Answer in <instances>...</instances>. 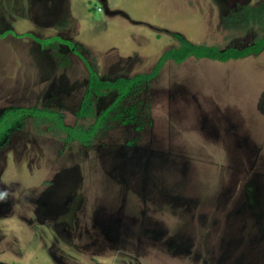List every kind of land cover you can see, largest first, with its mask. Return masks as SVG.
Returning a JSON list of instances; mask_svg holds the SVG:
<instances>
[{"label": "rangeland", "instance_id": "obj_1", "mask_svg": "<svg viewBox=\"0 0 264 264\" xmlns=\"http://www.w3.org/2000/svg\"><path fill=\"white\" fill-rule=\"evenodd\" d=\"M261 36L264 0H0V264H264V51L89 88Z\"/></svg>", "mask_w": 264, "mask_h": 264}, {"label": "trees", "instance_id": "obj_2", "mask_svg": "<svg viewBox=\"0 0 264 264\" xmlns=\"http://www.w3.org/2000/svg\"><path fill=\"white\" fill-rule=\"evenodd\" d=\"M257 10L258 9L255 8L248 9V16H250V14H253V16H255L254 14H256ZM253 20L255 19L253 18ZM6 34L7 33H4L3 36ZM54 39L63 41L59 37L37 40L43 42V44H47ZM263 51L264 36L258 37L252 43L242 47L230 46L226 48H219L215 45L195 44L192 42L183 41L178 47H174L165 51L158 58L152 70L148 73L136 74L129 78L119 77L114 80H102L99 78L95 71L89 68V88L97 95L102 94L106 90H115L117 92L118 96L115 99L114 103L111 104L102 113L101 116H104L116 107L118 101H120L124 96H126V94L130 91L132 87L142 82H150L154 78H156L160 73L161 69L163 68L165 62L168 60H172L173 62L180 64L189 57H194L196 59H210L218 62H228L243 59L249 56H256ZM36 114H39L47 119L57 120V125L60 128H63L65 131H67L71 135V137L83 142H88L92 138L93 134L95 133V131H97V128L99 127V121L102 119V117H99L97 120L98 122L94 123L93 126H91L89 129L84 130L81 128L64 127L62 123L57 119L55 114L38 112H36Z\"/></svg>", "mask_w": 264, "mask_h": 264}]
</instances>
